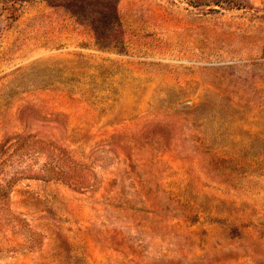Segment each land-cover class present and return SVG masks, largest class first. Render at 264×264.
Segmentation results:
<instances>
[{
	"label": "rangeland",
	"instance_id": "1",
	"mask_svg": "<svg viewBox=\"0 0 264 264\" xmlns=\"http://www.w3.org/2000/svg\"><path fill=\"white\" fill-rule=\"evenodd\" d=\"M0 264H264V0H0Z\"/></svg>",
	"mask_w": 264,
	"mask_h": 264
}]
</instances>
